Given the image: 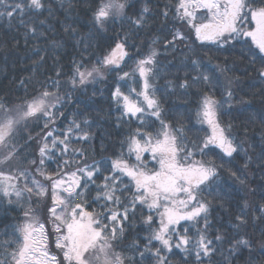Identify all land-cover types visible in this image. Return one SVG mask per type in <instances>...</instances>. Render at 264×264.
Returning a JSON list of instances; mask_svg holds the SVG:
<instances>
[{"label": "snow or ice", "instance_id": "6c2138e0", "mask_svg": "<svg viewBox=\"0 0 264 264\" xmlns=\"http://www.w3.org/2000/svg\"><path fill=\"white\" fill-rule=\"evenodd\" d=\"M82 6L90 13L87 37L80 35L74 23H60L68 39L75 46L83 44L85 51L91 48L92 37L106 33L117 20L122 27L127 24L129 32L150 27L159 9L165 21L171 14L173 20L186 25L194 42L201 46L240 44L241 58L249 59L259 83L264 85V0H169L163 7L153 5L152 0H55V6L53 0H0V22L12 25L15 20L25 30L27 44L29 36L47 39L46 33L52 30L49 20L59 19L57 12H63L66 20L75 19L73 14H78ZM128 39L129 33L117 34L112 44L105 45L106 51L94 58L82 52L79 59L71 60L68 76L73 88L106 79L110 74L117 81H135L136 86L127 91L117 83L110 93V101L119 112L116 127L128 129L119 141L118 153L112 157L88 163L85 149L73 146V140L91 144L94 139L92 122L86 115L82 119L74 117L63 132L54 127L47 131L41 137L38 159L23 155L19 140L30 142L32 137L20 136L22 121L43 120V127L48 129L58 116H63L58 108L61 71H56L55 79L47 77L51 84L40 83L34 94L19 105L0 99V208L7 213L15 206L23 208L25 202L29 205L22 224L0 221V264H125L132 258L116 251V245L138 212L147 232L143 249L139 244L135 246L139 264L146 256L154 264H172L176 251L184 254L183 264H235L245 251L249 253L245 264H264L254 261L251 255L259 251L264 256V227L260 228L262 238L256 242L258 249L251 236L245 234L250 220L253 225L264 224V149L255 162L262 183L252 186L248 171L254 161L248 149L254 150V146L246 148L237 143L230 135L232 123L221 121L226 107L232 108L234 102L246 103L243 97L236 100L235 81L227 76L230 70L220 65L208 68L198 58L185 54L181 67L176 69L184 72L181 82L176 85L168 81L161 93L157 87V57L161 53L150 48L136 61L133 72L125 71ZM188 39L184 33L174 31L163 48L174 51L177 41ZM156 43L158 38L153 40ZM52 44L63 46L55 39ZM34 51L39 53L41 49L35 46ZM43 60L40 56L34 64ZM20 83L23 86L25 81ZM177 87L185 95L198 88L195 115L201 125L207 126L204 136L189 140L183 126H174L165 119L161 96ZM218 90L220 99L216 98ZM247 121L259 124L264 144V112H249ZM240 155L244 157L242 167L227 171L241 186L238 191L246 189L254 199L242 197L234 212L225 209L230 216L229 233L212 224L213 203L209 197L218 198L224 208L218 183L223 161L227 157L231 163ZM53 159L57 168L49 172L46 162ZM41 205L44 219L38 210Z\"/></svg>", "mask_w": 264, "mask_h": 264}, {"label": "trees", "instance_id": "16d2710c", "mask_svg": "<svg viewBox=\"0 0 264 264\" xmlns=\"http://www.w3.org/2000/svg\"><path fill=\"white\" fill-rule=\"evenodd\" d=\"M135 2V0H133ZM174 3L175 0H172ZM169 0H152L153 5L168 4ZM55 6V0H53ZM139 5H137V9ZM150 22V27L144 29H133L129 32V26L124 24L123 27L119 20L111 24L106 33L94 36L89 40L91 48L84 50L83 44L75 46V42L68 39L61 27V21L64 23H74V26L79 28L80 35L88 36L90 24V13L86 7L82 6L78 9V14L74 13L75 19H65L63 12H57L59 19H50L49 23L52 25V30L46 33L47 39L41 37L34 39L31 36L25 44V37L23 35L24 29L19 26L14 20L12 25H8L7 21L0 22V99H6L16 105H19L23 99L34 94L35 90L39 88L40 83L51 84L47 77L56 78V71H61V102L58 108L63 112V116H58L56 123L50 125L48 129L43 127V120L36 122L34 118L24 121L19 126L20 136L27 137L29 134L32 139L26 142L25 139H20L19 142L23 146V155L38 159V148L40 146L41 137L45 135L51 128H56L57 132H63L67 127L68 122L74 117L82 119L85 115L92 122L91 131L94 133V139L91 144L88 142L77 143L73 140V146L83 147L88 154L87 162L92 163L95 160H101L105 157H112L119 151V141L124 138V133L127 128L116 127V117L119 115L118 110L110 101L111 90L117 83L122 86V89L127 91L129 87H135L136 83L133 79L117 81L114 74H110L106 79L97 80L95 83H89L84 86L77 85L73 88L68 83V76L70 75L71 60L73 58L79 59L80 54L84 52L86 57L94 58L102 55L105 51V45L112 44L116 35H124L129 33L128 49L129 58H126L124 70L133 72L136 61L150 48H156L161 54L157 57L158 68L160 69L157 80V87L161 93L164 88L168 86V81H173L178 85L184 77V72H177L176 69L181 67V61L184 60L185 54L192 58H198L203 62V65L208 68H214L216 65L221 67L227 66L230 70L227 76L232 78L233 91L236 93V100L239 101L243 97L246 103L240 104L234 102L232 108H225L224 114L221 116V121L225 125L232 123L230 135L237 143H243L247 148L249 144L254 146L249 148V155L253 157V164L250 165L248 171L250 183L252 186L259 185L260 169L256 168L255 162L264 144H261L260 126L259 124H251L247 121L249 112L261 113L264 112V85L259 83L257 73L249 64L248 58H241V46H225L224 48H217L215 45L209 44L207 46L199 45V42H194V37L191 36L190 29L178 20H173L171 14L169 19L165 21L159 14ZM131 13V10H130ZM180 31L186 36H189L187 41H177V49L172 51H165L163 48L166 40L172 39V33ZM158 38V43L153 44V40ZM55 39L63 46L54 47L52 40ZM19 41V44H16ZM188 45L187 47L185 45ZM39 46L41 51L37 53L34 47ZM171 49V46H169ZM189 48L192 51H189ZM43 56L44 60L38 64L39 57ZM256 67H259L257 63ZM220 79L225 81V77L220 75ZM239 77V80H236ZM139 79L138 73L135 77ZM25 81L22 86L21 81ZM226 82V81H225ZM202 88V86H200ZM95 93V95H94ZM198 88L194 87L190 90L188 95L184 94V90L175 88L174 91H169L167 94L161 96L162 106L164 109L165 119L171 122L174 126H183L186 129V135L189 140L197 139L205 135L207 126L201 125L196 118L197 110ZM216 98L220 99V91L216 93ZM244 109L245 111H241ZM25 124L27 127H25ZM158 126V125H157ZM51 139V138H49ZM103 143L105 150L101 151V144ZM219 152V149H215ZM200 159L199 153L196 155ZM229 158L225 157L223 161V168L220 171L219 185L221 186V195L224 197V208L220 207L219 199L212 200L213 207L211 209L212 224L221 229L232 232L230 226V216L225 210L231 208L234 212L236 210V202L242 197H247L253 200L254 197L247 193L245 189L243 192L238 191L240 185L229 175L228 169H239L244 162L243 155L237 156L236 160L231 163ZM217 164L221 163L220 159H216ZM27 167V165H25ZM57 168V161L55 159L46 162V169L52 172ZM253 174H255L253 178ZM38 179H42L37 177ZM47 183V181H44ZM258 198V197H256ZM29 207L28 203H24L23 208L15 206L14 210L7 213L4 208H0V221L4 223H23L25 221L24 211ZM96 211V208L93 205ZM41 218L43 216V206H38ZM146 211V210H145ZM2 226V225H0ZM264 224L253 225L250 223L247 226L246 233L251 236L257 249L259 248L258 240L260 236V228ZM194 231V230H193ZM214 235V232L212 233ZM146 230L140 221V213H137L135 221H129L125 231L116 245V251H120L122 255L132 258L126 260L125 264H139L140 256L135 249L136 244H139L143 249L144 244L147 243L145 237ZM252 258L254 261H264V256H260L259 251L253 252ZM184 254L176 251L172 257V264H183ZM249 259V253L245 251L235 264H245ZM191 261V257H189ZM220 260L219 257L216 258ZM143 264H154V260L150 257H145Z\"/></svg>", "mask_w": 264, "mask_h": 264}, {"label": "rangeland", "instance_id": "374dc122", "mask_svg": "<svg viewBox=\"0 0 264 264\" xmlns=\"http://www.w3.org/2000/svg\"><path fill=\"white\" fill-rule=\"evenodd\" d=\"M134 69H135V68H134ZM28 120H29V119H28ZM23 122H24V121H22V122L20 123V125L23 124ZM20 125H19V126H20Z\"/></svg>", "mask_w": 264, "mask_h": 264}]
</instances>
